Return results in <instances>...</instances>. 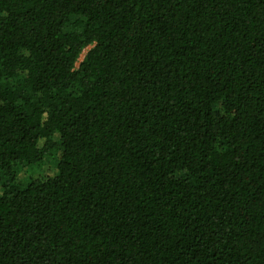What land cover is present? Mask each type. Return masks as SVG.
I'll use <instances>...</instances> for the list:
<instances>
[{
    "label": "trees",
    "instance_id": "trees-1",
    "mask_svg": "<svg viewBox=\"0 0 264 264\" xmlns=\"http://www.w3.org/2000/svg\"><path fill=\"white\" fill-rule=\"evenodd\" d=\"M0 264H264V0H0Z\"/></svg>",
    "mask_w": 264,
    "mask_h": 264
},
{
    "label": "rangeland",
    "instance_id": "rangeland-1",
    "mask_svg": "<svg viewBox=\"0 0 264 264\" xmlns=\"http://www.w3.org/2000/svg\"><path fill=\"white\" fill-rule=\"evenodd\" d=\"M89 48H90V46L84 50V53L82 54V56L80 57L79 60H82L83 59L85 53L88 51ZM30 172H31L30 169H29L28 172H26L25 170L24 171H21L20 172V178L21 179H25V178L30 177V176H32V177H38V173H34L33 171L31 173ZM53 172H54V168L53 167H50L49 165L44 166V172L43 173L45 175L52 174Z\"/></svg>",
    "mask_w": 264,
    "mask_h": 264
}]
</instances>
